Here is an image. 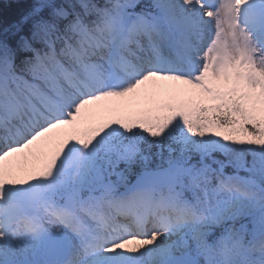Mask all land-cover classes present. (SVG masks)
<instances>
[{
    "label": "snow or ice",
    "instance_id": "1",
    "mask_svg": "<svg viewBox=\"0 0 264 264\" xmlns=\"http://www.w3.org/2000/svg\"><path fill=\"white\" fill-rule=\"evenodd\" d=\"M0 264H264V0H4Z\"/></svg>",
    "mask_w": 264,
    "mask_h": 264
},
{
    "label": "trees",
    "instance_id": "2",
    "mask_svg": "<svg viewBox=\"0 0 264 264\" xmlns=\"http://www.w3.org/2000/svg\"><path fill=\"white\" fill-rule=\"evenodd\" d=\"M0 6L7 7L8 5L4 1L0 0Z\"/></svg>",
    "mask_w": 264,
    "mask_h": 264
},
{
    "label": "rangeland",
    "instance_id": "3",
    "mask_svg": "<svg viewBox=\"0 0 264 264\" xmlns=\"http://www.w3.org/2000/svg\"><path fill=\"white\" fill-rule=\"evenodd\" d=\"M2 1H4V0H2Z\"/></svg>",
    "mask_w": 264,
    "mask_h": 264
}]
</instances>
